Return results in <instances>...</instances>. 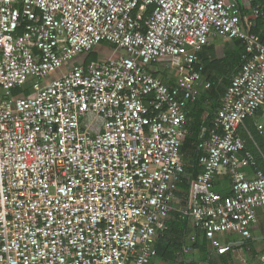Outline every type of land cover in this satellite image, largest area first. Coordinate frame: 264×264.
<instances>
[{
	"label": "built area",
	"instance_id": "1",
	"mask_svg": "<svg viewBox=\"0 0 264 264\" xmlns=\"http://www.w3.org/2000/svg\"><path fill=\"white\" fill-rule=\"evenodd\" d=\"M245 2L249 15L237 0H0V264H150L172 211L192 221L190 243L208 241L202 264H264V249L242 255L264 209V174L240 135L264 108V12ZM216 36L244 52L183 203L187 108L211 90L199 54ZM102 43L112 55L87 61Z\"/></svg>",
	"mask_w": 264,
	"mask_h": 264
},
{
	"label": "crops",
	"instance_id": "2",
	"mask_svg": "<svg viewBox=\"0 0 264 264\" xmlns=\"http://www.w3.org/2000/svg\"><path fill=\"white\" fill-rule=\"evenodd\" d=\"M229 1V0H227ZM241 13L243 15H249L250 10L247 7L245 0H237ZM243 44L238 40H225L220 37H213L209 40L202 52L199 54L200 66L202 68L203 79L211 84V90L208 92H202L201 99L196 103L189 105L187 108V128L189 131V139L185 140L181 147V154L183 161L185 160V167L191 164V157L186 163V154L191 152L195 153L197 140L200 136H207V129L210 127V122L206 119L213 114V112L219 107L223 97L226 93L228 86L225 80L230 78L237 70L239 64V55L241 57ZM160 71V72H159ZM154 75L161 78L164 82H167L169 77L174 82V77L170 76L168 70L164 66H156L154 68ZM223 81L225 88L221 90L217 87V82ZM170 84V83H169ZM218 88L215 90L214 88ZM255 119V120H254ZM252 125L255 131L258 133V142L252 138L250 131L246 124L240 128L243 135L251 141V150L246 151L252 154L257 159L258 170L264 174V108L259 110L256 115L251 118ZM258 126H262V132L257 129ZM195 139H190L191 137ZM241 135V137L243 136ZM245 141L246 145L247 142ZM193 141V142H192ZM243 173L247 178H252L253 171L251 169H244ZM214 190L221 198H227L231 195V181L226 172L220 171L216 174L214 180ZM178 198L184 200V192L179 188ZM184 197V198H183ZM185 201V200H184ZM177 219V220H176ZM193 233L192 221L187 218H181V215L177 211H172L168 220L165 222V229L160 231L156 238L154 248L156 250V257L153 258L150 264H161L160 257L171 258L167 255L169 251V244L174 241L175 246H179V250L184 258L187 253L191 255L190 264H202L207 260V256L210 253L208 241L203 235H198L195 243L189 242L190 234ZM205 239V246L203 240ZM223 241L238 242L239 239L236 236H226L221 238ZM264 249V209L257 210V223L252 231V241L243 246V257L256 256ZM219 256H212V261L209 264H220L217 262ZM230 256H226L227 264L231 262ZM168 259V258H167ZM164 264V263H163ZM186 264V263H183Z\"/></svg>",
	"mask_w": 264,
	"mask_h": 264
},
{
	"label": "trees",
	"instance_id": "3",
	"mask_svg": "<svg viewBox=\"0 0 264 264\" xmlns=\"http://www.w3.org/2000/svg\"><path fill=\"white\" fill-rule=\"evenodd\" d=\"M255 5H259L260 8L262 9V11L264 12V0H255V2H253V6ZM243 14H245V12H242ZM150 14V9H148V12H147V15ZM255 33L258 35V37L264 41V19H262V17L260 16V18L258 19V22H257V27L256 29L254 30ZM241 42V41H240ZM242 43V42H241ZM243 44V43H242ZM244 52V45L242 46V52H241V55L243 54ZM90 56L91 55H88L87 57V61H90ZM240 60H241V57L239 55V64L237 65V68L239 67L240 65ZM225 83H229V80L226 79L225 80ZM215 90H217L216 88H214ZM210 91V90H209ZM208 92V91H207ZM12 94L13 95H20V94H23V95H29L30 94V90H29V85H26L24 88L22 89H15L12 91ZM202 96V95H201ZM201 99V97L199 98V100ZM207 122H210V119H207ZM245 124L246 126L248 127L249 131H250V134L252 136L253 139H255V141L258 142V133L257 131H255V128L254 126L252 125V122H251V118L245 120ZM190 135V134H189ZM189 135L188 137L185 139H189ZM241 135H243V133L241 132ZM244 136V139L246 140L247 142V145L245 143V147L247 146V149L248 150H251L250 148L252 147L251 146V141L247 138L246 135H243ZM242 136V137H243ZM190 139H195L192 135V137ZM184 140V141H185ZM193 142V141H192ZM196 144V143H195ZM197 150V149H196ZM198 157H199V152L198 151H195V153H193V155H191V164L189 166H186L185 167V173L184 175L182 176V179H181V183L179 184V188H181V190L184 192V197L185 195H187V193L189 192V188H190V183L193 181V180H196L197 177L201 174L202 170L200 168L197 167V160H198ZM183 197V198H184ZM186 199V198H185ZM184 199V200H185ZM183 203H186V200L183 202ZM177 220V219H176ZM204 239V238H203ZM203 243H204V246H205V239L203 240ZM177 249H179V246H175ZM220 261V264H227V260L225 259L224 256H219L217 258V262Z\"/></svg>",
	"mask_w": 264,
	"mask_h": 264
},
{
	"label": "rangeland",
	"instance_id": "4",
	"mask_svg": "<svg viewBox=\"0 0 264 264\" xmlns=\"http://www.w3.org/2000/svg\"><path fill=\"white\" fill-rule=\"evenodd\" d=\"M113 50L110 48V46L107 43H102L95 47L91 53H90V60L94 61L98 58H107L108 56L112 55ZM160 72V71H159ZM217 87L223 90L225 88V83L223 81L217 82ZM216 87V89H218ZM255 120V119H254ZM192 153L187 152L186 154V163H188ZM185 162V160H184ZM174 241L171 242V245L169 244V251L167 252V255H169L171 258H163L160 257L159 260L161 261V264H190L191 263V255L190 253L186 254V257L184 258L183 254L184 252H181L179 249H177L174 245Z\"/></svg>",
	"mask_w": 264,
	"mask_h": 264
}]
</instances>
